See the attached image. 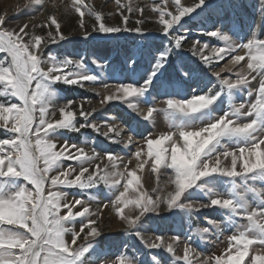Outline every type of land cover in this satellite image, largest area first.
Segmentation results:
<instances>
[{"label":"rangeland","instance_id":"374dc122","mask_svg":"<svg viewBox=\"0 0 264 264\" xmlns=\"http://www.w3.org/2000/svg\"><path fill=\"white\" fill-rule=\"evenodd\" d=\"M195 2L196 0H182L185 6ZM154 3H160V0H120L119 4L116 0H84L85 5L103 17L102 22L106 26L129 29L104 33L95 31L98 27L95 14L85 12L81 27V18L73 7V0H42L39 3L37 0H0V16L5 17V27L18 31L27 24L29 27L26 32L43 38L41 49H33L41 55L43 69L61 67L69 60L79 61L83 67L73 63L68 66L69 69H61V72L70 70L74 76L96 77L94 81L82 82L83 87L47 82L48 92L43 104L49 115L55 113V117L51 118L54 121L62 119L58 109L74 101L71 110L76 114V119L72 127L79 129L72 130L69 127L53 131L51 138L57 143V150L67 144L69 147L75 145L83 148L89 155L94 152L99 154V159L84 164L89 172L96 171V165L107 172L123 171L125 166L130 171L135 169L142 189L153 201L160 198L156 210L145 212L134 226H130L118 213V207L123 205L115 204L122 190L120 186H109L101 182L88 188L59 186L54 189L65 194L61 205L72 204L76 199L82 200L84 205H75L73 212L82 211L85 205L91 212L90 216L77 217L65 223V227L71 229L65 232V240L71 243L74 233H79L80 238L73 247L87 248L77 264H118L121 257L125 264H185L178 256H184L186 244L193 249L189 253L192 264H199L208 257L220 255L228 244V238L234 234L246 232L253 238H264V233L252 228L251 222L245 218L251 210L264 209V170L235 177L221 173L202 177L185 190L176 206L169 208L167 194L174 191L175 186L169 182L175 175L174 169L162 167L157 179V174L150 167L154 161L149 160L143 169H136L140 161L134 157L138 147L146 152L148 138H159L162 133L200 130L226 115L237 124L256 119L251 115L236 113L235 110L240 104L248 105L256 99L260 78L257 77L248 85L228 89L220 83V78L215 73L220 72L221 78L235 80L237 72L248 71L247 57L240 64H232L230 61L233 55L245 54L244 50L239 49L240 46L253 38L264 39V0H205L201 7L185 15L168 33L162 31L157 13L151 10ZM127 6H131L133 11L129 12ZM137 8H142L143 13L135 11ZM167 10L175 11L171 0ZM123 16L127 17L126 25ZM49 17H55L59 33ZM137 21L141 23L137 24ZM137 27L141 32L133 31ZM49 32L52 33L51 37ZM213 32L219 35H209ZM173 33L174 36L171 37ZM60 35L64 39H59ZM224 36L229 37V40H224ZM52 37H57L55 43L51 42ZM175 37L184 38L182 46L175 45ZM23 38L27 42L30 36ZM195 41L209 44L203 54L210 57L211 63H205L199 52L194 54ZM107 46H111V57L106 59L99 54H104ZM229 46L236 48L237 52H230L219 61L212 57L213 48ZM161 54H167V59L163 67L158 68ZM4 58L10 59L6 53H0V59ZM180 60L183 62L179 63ZM153 72L156 73L154 77ZM149 80L151 83L146 84ZM128 84L146 88V91L143 95L129 97L125 101L106 100L108 95H118L116 85ZM106 85L109 87L106 88ZM202 94L217 98L213 104L196 113H181L167 107L170 99L186 101ZM0 102L19 101L17 98L0 96ZM149 108H155L156 111L152 119H145ZM81 109L89 113L87 120L79 115ZM84 124H95L100 130L82 127ZM109 126L114 131L109 132ZM105 132H108V136L103 135ZM12 135L14 134L0 129V139L10 138ZM129 137L133 141L131 144H128ZM260 138H264V122L250 136L221 137L209 146L202 161L208 162L225 151L250 147ZM77 148L70 147V151L75 153ZM107 153L120 158L116 168L108 161ZM143 159L147 157L142 156L141 160ZM228 163L229 161H224L225 165ZM60 164L65 170L69 166L76 169L69 179H73L81 168V162L75 159L62 160ZM59 171L54 170L50 175H56ZM21 187L31 188L32 185L23 178H0V189L5 196ZM154 188L157 191L154 192ZM47 191L46 185L45 192ZM216 198L232 199L235 206H206L199 209L183 207L188 203L209 205ZM67 211V208L61 207L60 214L66 215ZM139 213L140 209L136 206L124 208L125 216L134 218ZM92 221L95 223L92 224ZM86 223L97 228L99 235L85 239L89 229L85 228L80 232V228ZM204 229L207 231H203ZM12 231L23 232L22 229ZM157 237L162 238V245L151 247L153 242L160 243ZM168 244L172 245L174 252L167 250ZM239 257L232 258L233 264H236ZM239 264H243V259L239 260Z\"/></svg>","mask_w":264,"mask_h":264},{"label":"snow or ice","instance_id":"6c2138e0","mask_svg":"<svg viewBox=\"0 0 264 264\" xmlns=\"http://www.w3.org/2000/svg\"><path fill=\"white\" fill-rule=\"evenodd\" d=\"M37 2H42V0H37ZM171 2L175 7L174 12L167 10L169 0H160V3H154L151 8L153 12L157 13L158 21L165 33H168L178 24L185 15L201 7L205 0H196L190 6H185L182 0H171ZM116 3L119 4L120 0H116ZM73 7L81 18V27H83V17L87 12L96 15L98 27L95 28V31L113 33L129 30L126 27L122 29L119 26H106L102 22L103 17L99 13H95L93 8L85 5L84 0H73ZM127 7L129 12L133 11L131 6ZM135 11L143 13L142 8H137ZM122 19L126 25L127 17L123 16ZM49 20L51 24L56 26V31L59 33V24L55 17H49ZM5 23V17L0 16V53H6L10 57V59H0V74L5 76V79L0 80V96L17 98L19 102H0V129L14 134L10 138L0 139V178H23L32 187H21L7 196L0 189V211L3 212L4 216L0 219V264H77L87 248L83 246L73 247L80 238L79 233H74L71 243L65 240V232L71 231L65 227V223L77 217L90 216L91 212L86 205L83 206L82 211L73 212L72 209L75 205H84L82 200L76 199L72 204L64 203L61 205V200L65 194L54 189L59 186L88 188L101 182L109 186H120L122 190L119 192L115 204L117 206L123 205V207H118V213L122 219L128 221L130 226H134L145 212L156 210L159 207L160 198L158 197L156 201H153L152 197L142 189L140 177L135 169L130 171L125 166L123 171L107 172L100 165H96V171L89 172L84 164L99 159V154L94 152L93 155H89L83 148H77L75 145L70 146L77 148V151L72 153L67 144L57 150V143L51 138V133L58 128L72 127L76 114L71 110L73 101L58 109L63 116L62 119L54 121L51 118L55 117V113L49 115L43 104L44 97L48 92L47 82L68 83V81H75L76 83L72 84L83 87L82 82L94 81L96 77L89 80L85 79L89 75L74 76L70 70L61 72V69H69L68 66L73 63L78 67H83L82 62L79 61L69 60L61 67L52 66L50 69H43L41 67V55L33 50L41 49L43 38L26 32L25 30L29 27L27 24H24L17 31L5 27ZM139 23L141 21H137V24ZM133 31L141 32V29L137 27ZM209 35L218 36L219 33L213 32ZM24 36H30V39L25 42ZM49 36H52L51 32H49ZM59 39H64V37L60 35ZM183 39L175 37V45L182 46ZM223 39L227 41L229 37L224 36ZM56 40L57 37H52L51 42L55 43ZM197 45L200 47L197 48ZM208 48L209 44H201L200 41H195L193 44L194 54L199 52L205 63H211L210 57L203 54L204 49ZM239 49L244 50L245 54L233 55L230 63L240 64L247 57L248 71L237 72L235 80L221 78L220 72H216L215 75L220 78V83L227 86L228 89L248 85L257 77L260 78V84L256 90V99L248 105L240 104L235 110L236 113L251 115L256 119L244 124H237L234 119H229L226 115L200 130L181 131L179 133L167 132L160 134L159 138H148L146 140V152L141 147H138L134 152V157L140 161L137 163L136 169H143L149 160L154 161L150 167L152 172L157 174V179H159L162 167L174 169L175 175L169 180L175 186L174 191L167 194L169 208L176 206L185 190L195 185L202 177L215 173L235 177L240 174L264 170V167L252 168L257 162V154L264 155V138L258 139L250 147L225 151L208 162L202 161V157L207 154L209 146L221 137L226 135L250 136L257 131L259 124L264 122V61L260 59L264 56V39L253 38L247 44L240 46ZM230 52L236 53L237 49L229 46L228 48L218 47L211 50L212 57L217 61L223 60ZM160 59L158 68L163 67L167 54H161ZM34 68L35 71H33ZM227 71L231 72V69L227 68ZM155 75L156 73L153 72L152 76ZM150 83V80L146 82V84ZM105 87L109 86L106 85ZM115 91L118 95H108L106 100L125 101L129 97L143 95L146 88H139L131 84L116 85ZM216 98L202 94L193 96L186 101L170 99L167 101V107L181 113H196L213 104ZM33 100H36V103H33ZM245 109L247 111H244ZM155 111V108H149L144 118L152 119ZM79 115L85 120L89 118V113L83 109L80 110ZM248 125H253V127L249 129ZM82 127L100 130L95 124H84ZM242 129L246 130L241 131ZM72 130L79 129L72 127ZM111 131L114 129L109 126V132ZM189 133H192L193 136L198 134L193 143H189L185 138ZM213 133H215V138L212 143L204 148L203 152H200V147ZM103 135L108 136V132L103 133ZM131 143L133 141L129 137L128 144ZM106 155L108 161L116 168L120 158L111 153ZM142 156H146L147 159L141 160ZM73 159L81 162V168L73 179H69L76 172V169L69 166L65 170L60 162ZM226 160L229 161L227 165L224 164ZM57 169L60 170L58 174L50 175ZM85 173H88L87 176ZM202 173L205 174L202 175ZM122 181L123 183H121ZM46 185L48 186L47 193L45 192ZM153 191L155 192L157 189L154 188ZM130 193H132L131 196ZM226 200L232 201L230 206H224ZM213 201H219V204H214ZM129 205L138 207L140 209L139 215L134 218L125 216L124 208ZM206 206L233 208L235 202L232 199L216 198L211 200L209 205H194L192 203L183 205L189 209H199ZM61 207L68 209L66 215L60 214ZM245 218L251 222L252 228L264 233V209L251 210ZM91 223L94 224L95 221ZM85 228L89 229L85 239L99 235L98 229L89 223L81 225L80 232H83ZM12 229H22L23 232L12 231ZM203 231H207V229ZM156 239L160 243L153 242L150 244L151 247L162 245V238L157 237ZM167 250L174 252L171 244L167 245ZM191 251L193 249L186 244L184 256H178V258L185 261V264H192L189 257ZM244 253L246 255L243 257V264H245L246 258L247 264H256L257 257H264V238H253L246 232L234 234L228 238V244L220 255L208 257L200 261L199 264H233L232 258ZM118 264H125L122 257L119 258Z\"/></svg>","mask_w":264,"mask_h":264},{"label":"clouds","instance_id":"9594fccd","mask_svg":"<svg viewBox=\"0 0 264 264\" xmlns=\"http://www.w3.org/2000/svg\"><path fill=\"white\" fill-rule=\"evenodd\" d=\"M260 59L262 61H264V56L260 57ZM36 69L34 68L33 71H35ZM94 76L93 75H89V76H86L85 79H93ZM5 79V76L3 74H0V80H3ZM57 79H59V77H57ZM67 79V78H65ZM11 83V81H9ZM68 83L72 84V83H76L75 81H68ZM33 103H36V100H33ZM253 124H255V122H253ZM214 128L216 126H213ZM253 125H248V128H252ZM246 129H242L241 131H245ZM189 137H191V139H189ZM198 137V134L196 136H193L192 133H189L185 138L188 140L189 143H193V141ZM215 138V133H213L204 143H203V146L200 147L199 151L200 152H203L204 148H207L209 144L212 143V140ZM159 163V162H158ZM256 167H264V155H261V154H257V162L256 164H254L252 166V168H256ZM213 171H215V169H213ZM205 174V173H202V175ZM231 174H235V173H231ZM214 204H219V201H213ZM232 203V201L230 200H226L224 202V206L227 207V206H230ZM4 218L3 216V212L0 211V219ZM249 243H251V241H249ZM244 255H246V253L242 254L238 260L236 261V264H239V260H242ZM256 264H264V257H257L256 258Z\"/></svg>","mask_w":264,"mask_h":264},{"label":"trees","instance_id":"16d2710c","mask_svg":"<svg viewBox=\"0 0 264 264\" xmlns=\"http://www.w3.org/2000/svg\"><path fill=\"white\" fill-rule=\"evenodd\" d=\"M175 33H176V32H175ZM173 36H174V33L171 34V37H173ZM132 43H133V42H132ZM155 44L161 46V44H159V43H156V42H155ZM153 46H155V45H153ZM110 47H111V46H107V47L105 48L104 54H99V55H100V56L103 55L102 57H103V58H106V59H107V58H110V57H111V56H110ZM182 62H183V60H180V61H179V63H182Z\"/></svg>","mask_w":264,"mask_h":264},{"label":"bare ground","instance_id":"6f19581e","mask_svg":"<svg viewBox=\"0 0 264 264\" xmlns=\"http://www.w3.org/2000/svg\"><path fill=\"white\" fill-rule=\"evenodd\" d=\"M234 66V65H233Z\"/></svg>","mask_w":264,"mask_h":264}]
</instances>
